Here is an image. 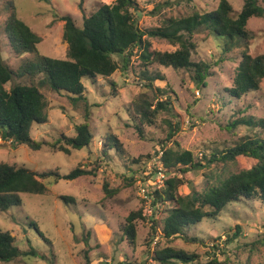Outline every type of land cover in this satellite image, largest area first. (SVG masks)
Instances as JSON below:
<instances>
[{
  "label": "rangeland",
  "instance_id": "rangeland-1",
  "mask_svg": "<svg viewBox=\"0 0 264 264\" xmlns=\"http://www.w3.org/2000/svg\"><path fill=\"white\" fill-rule=\"evenodd\" d=\"M137 1V23L142 29L150 30L170 17L214 10L220 0ZM229 1L233 14L237 15L244 0ZM112 2L0 0V59L17 71L25 59L35 58L33 53L20 56L10 47L6 20L13 11L41 37L38 48L42 54L64 59L68 44L63 38L65 22L61 16L70 14L81 25L85 16ZM259 2L264 6V0ZM247 30L246 43L229 51L224 50L222 38L207 36L206 31L195 34L193 60L211 66L206 87L198 85L192 70L176 69L156 61L148 63L141 51L132 55L126 70L118 69L109 78L99 76L94 82L83 80L94 136L89 146L81 150L73 149L66 154L49 144L38 150L25 144L15 148L0 139V161L39 172L58 170L66 174L77 166L92 172L73 180L46 179L44 193H21L22 205L0 212V230L9 231L21 251L27 253L0 264H160L153 258L158 244H154L155 238L151 236L152 218H137L135 245L123 236L127 216L145 209L141 181H146L148 189L158 187L155 165L151 172L149 165H153L151 160L159 145L171 146L177 141L181 149L206 157L204 168L185 175V184L178 188L182 195L194 190L202 192L208 182L248 169L257 162L246 156L226 163L209 162L214 153H222L248 137H264L263 128L241 123L264 117V79L259 90L240 99H230L225 90L232 84L244 45L253 56L264 53V16L251 17ZM146 39L149 51L179 48V44L165 38L148 35ZM114 57L121 64V56ZM42 79L41 74L32 78L15 76L6 84L9 89L14 83L34 82L48 101V120L34 124L31 136L45 143H55L62 134L74 136L75 125L85 118V101L73 104L66 93L40 83ZM166 99L172 102L169 110L151 116L152 122L143 118L141 107L145 102L153 108L158 101ZM235 122L236 126L230 127ZM177 127L175 135L168 140L169 133ZM64 196L73 197L74 201L67 202ZM155 209V236H160L166 214L159 204ZM30 221H35L38 229ZM184 231L188 240L168 241L162 236L157 240L159 248L171 245L197 255L190 263L173 259L171 264H264V203L260 200L233 202L219 215L205 217ZM194 237L197 240L190 239Z\"/></svg>",
  "mask_w": 264,
  "mask_h": 264
},
{
  "label": "trees",
  "instance_id": "trees-1",
  "mask_svg": "<svg viewBox=\"0 0 264 264\" xmlns=\"http://www.w3.org/2000/svg\"><path fill=\"white\" fill-rule=\"evenodd\" d=\"M138 10L137 0H113L112 3L102 4L95 12L85 16L81 25L77 24L70 14L62 15L61 19L65 22L63 38L68 44L67 58L64 59L42 54L38 48L41 37L21 20L15 11L10 13L6 20L10 47L20 56L33 53L35 58L25 59L17 71L0 59V139L10 142L15 148L25 144L38 150L44 144H49L66 154H70L73 149L81 150L89 146L94 136L89 122L90 104L84 95L86 87L83 80L94 82L99 76L109 78L118 69L124 71L132 55L141 51L142 58L148 63L156 61L176 69L192 70L198 85L206 87L209 84L207 77L211 73V66L204 61L193 60L192 55L196 48L195 34L206 31L207 36L222 38L225 40L224 50L229 51L246 43L249 19L253 16H264V6L259 0H244L237 15L233 14V6L229 0H220L214 10L170 17L161 26L144 30L135 18ZM148 35L165 38L171 43L179 44V48L165 52L149 51L146 39ZM115 55L121 56V64L115 59ZM40 74L43 75L40 83H47L52 90L66 93L73 104L80 100L85 101V118L75 125L74 136L62 134L55 143L38 141L31 136L34 124H43L48 120V101L39 85L34 82L14 83L9 89L6 84L15 76L32 78ZM263 79L264 53L253 56L248 46L244 45L232 84L225 90L230 99H240L259 90ZM171 104L170 99H166L158 101L151 108V104L145 102V106L141 107L142 116L152 122L151 116H155L160 110H169ZM241 123L264 129V117L245 119ZM236 124L237 122L230 127ZM226 127L229 130V126ZM177 130L178 127L169 133L168 140ZM158 149L163 150L164 184L148 190L152 196L151 217L147 216L145 209L132 211L127 216L123 236L130 244H136L137 218H152L154 225L151 236L156 237L154 217L157 212L155 206L158 204L166 214L159 237L171 241L175 238L188 240L185 228L205 217L219 215L233 202L255 199L264 203V137H248L222 153H214L209 162H232L239 156L255 158L257 162L248 169L233 172L215 182H208L202 192L194 190L187 195L180 194L178 188L185 184V175L188 172L206 166V157H198L191 150L181 149L177 141L171 146L162 143ZM148 156L151 158L153 155ZM91 173L80 166L66 174H61L58 170L39 172L0 161V212L22 205L21 193H44L47 190L46 179L53 178L55 182L60 179L73 180ZM105 190L108 191L106 186ZM63 199L67 202L74 201V198L69 196H64ZM29 224L38 229L35 221H30ZM190 239L197 240L196 237ZM156 244L158 245L153 251V258L160 264H171L173 259L190 263L197 257L194 253L175 249L171 245L159 248L158 241ZM21 255L27 253L21 251L15 237L9 231L0 230V262L8 263Z\"/></svg>",
  "mask_w": 264,
  "mask_h": 264
},
{
  "label": "built area",
  "instance_id": "built-area-1",
  "mask_svg": "<svg viewBox=\"0 0 264 264\" xmlns=\"http://www.w3.org/2000/svg\"><path fill=\"white\" fill-rule=\"evenodd\" d=\"M159 151H157L156 154H154L153 158L151 161H153V165L150 166L149 165V169L150 172L153 170V166L155 165V169L158 173V187L163 186L164 184V179H165V173H164V166H163V162H162V155H163V150L158 149ZM142 183L145 184L146 181H141ZM154 182V181H153ZM155 185L157 184L156 182H154ZM141 184L140 185V191L142 192V197H143V201H144V205H145V211L146 214H148V217H151L153 215V206H152V196L148 193V188L147 185L145 184ZM152 184V183H150ZM149 186V185H148ZM159 239V236H156L154 239V244H156L157 240Z\"/></svg>",
  "mask_w": 264,
  "mask_h": 264
}]
</instances>
